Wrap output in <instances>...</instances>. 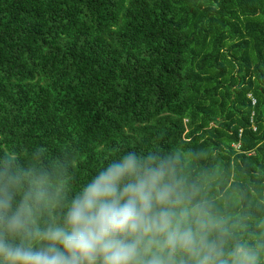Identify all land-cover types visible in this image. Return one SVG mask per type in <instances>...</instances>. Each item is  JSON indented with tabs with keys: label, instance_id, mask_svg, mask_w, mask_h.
Listing matches in <instances>:
<instances>
[{
	"label": "trees",
	"instance_id": "trees-1",
	"mask_svg": "<svg viewBox=\"0 0 264 264\" xmlns=\"http://www.w3.org/2000/svg\"><path fill=\"white\" fill-rule=\"evenodd\" d=\"M129 150L174 158L222 221L224 258L244 241L264 264V0H0V169L22 177L15 202L43 180L53 203L36 226L59 222Z\"/></svg>",
	"mask_w": 264,
	"mask_h": 264
},
{
	"label": "clouds",
	"instance_id": "clouds-1",
	"mask_svg": "<svg viewBox=\"0 0 264 264\" xmlns=\"http://www.w3.org/2000/svg\"><path fill=\"white\" fill-rule=\"evenodd\" d=\"M44 183L33 181L16 203L22 177L0 169V264H177L178 256L192 264H258L244 241L224 258L222 221L177 177L174 158L127 151L91 176L59 222L40 228L39 212L53 203Z\"/></svg>",
	"mask_w": 264,
	"mask_h": 264
},
{
	"label": "built area",
	"instance_id": "built-area-1",
	"mask_svg": "<svg viewBox=\"0 0 264 264\" xmlns=\"http://www.w3.org/2000/svg\"><path fill=\"white\" fill-rule=\"evenodd\" d=\"M254 102V99L253 98H251V103H253Z\"/></svg>",
	"mask_w": 264,
	"mask_h": 264
}]
</instances>
